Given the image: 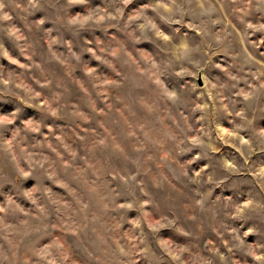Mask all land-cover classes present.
<instances>
[{
    "label": "clouds",
    "instance_id": "1",
    "mask_svg": "<svg viewBox=\"0 0 264 264\" xmlns=\"http://www.w3.org/2000/svg\"><path fill=\"white\" fill-rule=\"evenodd\" d=\"M0 264H264V0H0Z\"/></svg>",
    "mask_w": 264,
    "mask_h": 264
}]
</instances>
